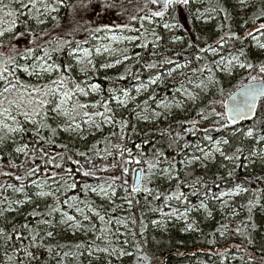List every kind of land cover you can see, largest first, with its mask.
I'll return each mask as SVG.
<instances>
[{"label": "trees", "instance_id": "16d2710c", "mask_svg": "<svg viewBox=\"0 0 264 264\" xmlns=\"http://www.w3.org/2000/svg\"><path fill=\"white\" fill-rule=\"evenodd\" d=\"M69 1L71 0H62V3L65 5ZM123 3L128 5L130 10L133 8V15L136 12V7H139V12L135 15L137 17L154 11V7L153 10L151 9L152 11L149 9L151 5L154 6L150 0H125ZM250 4L249 7L241 8L233 0H202L199 4L190 1L186 6L164 10L167 19L153 17L150 23L139 19L131 20L129 17L128 27L117 30L143 37L145 41H141L142 38L137 39L132 58L122 64L103 68L100 62L95 60V67L88 73V78L99 85V92L86 100L81 99L83 102L92 103L94 108L101 112L104 111L103 104L107 102L112 110L108 115L114 116L117 123L104 125L99 131L81 137L74 136L70 131L64 130L65 125L71 123V120H60V122L46 120L52 128H56V134L53 136L51 131L46 128L41 129L40 134L46 139L52 137L55 141L54 144L47 142L38 144V138L35 137L31 124L24 125L27 130L22 136L15 133L11 139L0 144V171L13 173L11 177L0 175V184L12 183L19 186L20 182L16 181L14 177L22 174V171L13 169L9 165V160L20 164L26 159L23 154L17 155L14 152L16 147L24 143L29 145V149H37L35 163L41 164V171L30 180L39 181L46 174L39 159L43 155L39 148L43 147L50 154L49 158L56 157L55 163L63 165L60 169L48 165L47 174L50 175L55 171L70 183L76 184L75 188L67 190L61 188L55 197L36 198L33 196L32 202L23 205L13 204L12 211H5L4 216L0 217V228H3L6 233L12 234L13 238L8 242H5L4 238H0V264H37L36 261H30L24 252L19 250L22 244L29 246V239H17L13 233V228H16L21 231L22 237H29V232L20 228L23 224H28L34 232L38 231L43 237L42 241L38 240L37 242L42 243L44 247L30 248L39 257L38 264H250V257L255 259L258 264L260 256L264 254V162L252 156L256 145L255 136L247 137L244 133L248 128H253L256 134L264 135V96L258 103L255 115L248 120L239 123L225 120L223 121L225 127H219L215 123L200 128V125H203V120H201L194 129V134L185 131L191 127L189 121L199 119L200 109L213 107L215 100L222 93L224 96L247 71L244 69L243 72L235 71L236 76L231 74L227 77L214 72L215 87L201 96L198 102L190 104L183 112L174 111L170 115H166L165 118L154 121L138 118V113L143 115L155 100L161 99L166 94H171L175 87L205 75L207 56L203 53L205 51L200 47L201 44L208 42L210 46L211 44L217 45L221 38L226 40V33L224 35L226 30L243 35L247 28L257 22H264V16H261V11L264 10V0H253ZM63 5L59 8V12L63 10ZM195 9L205 10L207 14L212 15V18L209 21L197 19L194 15ZM177 12L184 13L185 25L177 22V18H175ZM13 19H16L13 32L24 31L30 34L41 33L54 26L55 22L54 18H49L43 24H37L25 15L19 16L18 19L13 17ZM165 20L170 23L175 22L179 26L171 32L163 27ZM141 23L144 25L143 28H141ZM153 32L160 37L159 40L153 36ZM94 34H97L96 31ZM87 35L85 36L86 40L83 39L82 43L89 45L92 36ZM170 37H179L181 41L179 43L172 42ZM8 39L9 34H6L4 37H0V42H8ZM261 39L264 42V31L261 32ZM228 40L232 42L230 46L238 52L243 48L246 59L250 62L259 64L264 61V54L261 51L254 52L250 43L244 38L231 37ZM59 41L57 37L52 36L46 49H50L52 60L61 66L58 79L68 75L71 79L67 68L70 62L68 53L71 48L61 47L58 52L53 51L56 47L50 48L51 45H56ZM70 42L69 47L71 45L73 47L77 40L72 39ZM33 49V54L27 60L17 57L21 65L30 63L34 60L33 57L44 52L42 47L36 46ZM172 56L174 59L171 60V64L160 63L169 60V57ZM152 62H157L158 66L154 69L146 68L145 65ZM175 63H185L186 66L167 75L166 69ZM202 68L205 70L200 72L199 69ZM16 74L18 77H23L20 70ZM154 75H160L161 78L155 84L150 85L147 91L134 102L126 107L114 102L112 97L120 94L121 90H131L135 85ZM121 76L124 78L119 79ZM69 79H65V83L66 81L73 83ZM245 79L249 80L248 77ZM242 81L239 80L236 84L239 85ZM39 84L44 85L45 83ZM109 89L114 91L110 92ZM74 96L76 97L75 94ZM17 118L23 122L22 116ZM120 121H127L123 132ZM58 125L59 127H57ZM204 129H208L207 135L212 138L220 137L229 140V144L222 145L221 149L226 155H239L240 160L229 162L220 155H216L213 160L204 165L194 164L183 169L181 160L189 155L196 144L203 141ZM177 133L180 134L179 139H176ZM121 137L124 138L121 139ZM145 141L148 142L145 143ZM186 144L188 147H185ZM63 145H67V148L61 147ZM136 145H140V148L137 149ZM237 148L241 149L240 153L236 152ZM122 149L131 150L132 162L125 163L130 157L127 151H124L122 156ZM157 151L162 153L159 157L158 169L155 170V174L150 180L141 179L139 183L141 188L146 186L151 189V194L143 191L132 193L131 175L135 171L134 169L143 170L145 175L147 174V165L143 162L136 164L134 161L140 159L141 153H143L144 160L155 163ZM77 152H84L87 155L81 157L76 155ZM57 153H68L80 163L77 165L67 160L61 161ZM89 159L92 163H87ZM170 164L175 165L171 172V179L159 171V168H167ZM67 168L73 170L71 174L65 173L64 170ZM77 168L80 169L79 172L76 171ZM124 168H128L129 171L125 173ZM85 170L93 171L94 175L85 177L83 175ZM230 171L233 172L231 177L228 176ZM113 177L119 179L113 180ZM124 181H127L126 185ZM48 183L51 184V180ZM98 183L112 184L115 189L112 201L101 199L91 193V186ZM237 184L246 188L247 191L232 196L227 207H220L218 199L211 198L213 195L218 196L221 191L235 188ZM86 185L89 187L86 188ZM26 191L32 195L36 188L32 186ZM174 192H182L186 199H172L166 202L164 197L170 196ZM157 195H159V199L154 198ZM5 196L8 201L24 198L23 194L13 192L11 188L6 191L0 189V200H3ZM257 196L260 198V203L253 207L249 213L248 202L255 201ZM72 197H76V199L73 200ZM65 200L67 203H64ZM128 200H131L132 203L129 204ZM201 200H204L208 205L210 216L203 209L197 210ZM87 203L94 204L101 209L105 216L114 221H120L122 224L121 233H117L113 229L110 230L106 242L102 244L103 248L109 249V253L112 252V249H116V254L102 252L95 258L89 255L90 249L98 246V243L95 240L97 229H92V225L88 222H83L81 227L72 230L65 225L57 224L55 219L57 212L51 216L31 215L34 210L43 214L53 207L73 212L74 206ZM0 208L7 209L8 202L0 204ZM186 208L191 209L188 212L187 220L169 215L173 209H177L179 214ZM233 211L236 215H232ZM249 216H251V220H249ZM42 219L51 220L53 223L51 225L38 224V221ZM153 221L157 223L154 224ZM187 223H192L193 229L185 230ZM222 224L228 225L224 236H221L217 231ZM252 224L256 225L255 229L251 227ZM245 225L248 227L246 228ZM237 228L241 231L236 232ZM47 231H52L53 237H47L45 235ZM249 237L252 240L251 244L248 242ZM49 246L53 248L51 255L47 252ZM121 249L131 255L120 256ZM6 252L13 256L11 261L5 255ZM64 253H68V255L65 256Z\"/></svg>", "mask_w": 264, "mask_h": 264}, {"label": "snow or ice", "instance_id": "6c2138e0", "mask_svg": "<svg viewBox=\"0 0 264 264\" xmlns=\"http://www.w3.org/2000/svg\"><path fill=\"white\" fill-rule=\"evenodd\" d=\"M62 2V0H57V3ZM152 4L158 3V0H150ZM12 3L15 5H18V7L13 8L12 5L10 4H5L3 3V0H0V12H4L5 16L7 17H15L19 18V16L25 15V12L23 10L27 9L28 12H31V9H29V4L32 5L33 8H35V3L36 0H28V3H25L24 0H12ZM190 3V0H163V8L165 10L169 8H174V7H179V6H186ZM240 3L243 5L245 3V0H240ZM81 7H83L86 11L90 10L92 14H94L97 17H102L106 13L109 12V10L113 9L116 7V5L112 2V0H95V3H93V0H82L81 2ZM48 6H45V10L47 11ZM37 13H39V9H36ZM51 11H58L56 7H52ZM221 11H224L221 9ZM164 11H152L151 15H145V16H140L137 17L135 15L130 16L131 20H136L139 19L141 21L148 20L150 23L152 22L153 17H163L164 16ZM261 16H264V10L261 11ZM31 18V16H29ZM0 22H3V17H0ZM40 23H43V21H39ZM16 24V19H10L8 21V27L0 29V37H4L6 34H9V39H8V45L10 49L11 54H6L3 52H0V116L6 117L8 120H11L13 126H10L4 121L0 120V124H2L5 128L8 129V132L10 133H19L21 136L25 133L27 130L25 128V124H31L33 125V130H34V135L35 137L38 138L37 143L39 144L40 142H47L48 144H54L55 141L52 139V137H48L46 139L45 136L40 134L41 129H49L54 136L56 134V128H52L49 123L46 122L45 117L47 116V111L46 108L55 116H70V111L71 112H77V110H83L87 106L84 104L80 103H75L72 105L71 110L65 107V105L68 104V102L71 100L72 96L74 93H82L84 95H87L88 93L85 92L84 88L80 87L79 84L75 85L74 89H67L65 88V77L61 76L57 80H52L50 84H29L23 82L18 76H17V71L20 70L24 73H27L29 76H35L37 79H40L45 73L51 74L54 71L59 72L61 66L56 64L55 62L53 63H48V61L52 60V56L49 53L48 49H44V57H33L35 60L40 61L39 64H32V65H21L17 57L20 59L27 60L29 56H31L34 52V49L31 46H26L22 51L18 48V44L21 38H26L29 33L26 32H13V29ZM179 25L177 24H168L165 23L164 27L165 28H173V27H178ZM118 28H127L128 25H116ZM144 25L141 23V28H143ZM101 30H108L110 31L111 29L107 24H103L102 28H96L95 31L99 32ZM138 31V30H136ZM147 31V30H145ZM255 32H262L264 31V23L260 24L259 28L254 29ZM153 36L157 40L160 39L159 36L155 35V32L152 33ZM143 35V33H141ZM247 36L251 37L252 40L257 42L258 47L261 50H264V43H260L256 36L253 35V32H248L246 33ZM124 40L127 41H134L137 39H140L138 36H125L122 37ZM33 39H35L33 37ZM178 39V38H176ZM223 40V38H221ZM65 44H71L70 41H64ZM78 43V42H77ZM0 46H3V43L0 42ZM143 47L144 45H140ZM191 46V45H190ZM53 51H60V48H55ZM76 49H73L71 52H69V55H73V52H75ZM83 54L85 57L89 55L88 49H82ZM99 49H97V52L99 53ZM105 51H108V49H105ZM46 58V59H45ZM125 60L129 59L128 56L124 57ZM199 59V57H197ZM78 63H82V58H77ZM88 63L91 64L92 61L89 59ZM117 64L121 63V61L117 60ZM160 63H168L171 64L172 61L169 59L164 62ZM218 65H224L223 58H221V61L216 62ZM113 65L107 64L103 65V67H112ZM146 68L148 69H154L156 68L157 62H152V63H147ZM186 65H180L176 64V68L179 69L181 67H185ZM238 67L239 69H246L249 72H257L258 75H251L249 82L247 84H241L239 87L238 92L235 94L238 99L234 100V103L232 104L231 107L228 105H224L226 111L225 112H218L216 108L210 107V108H202L200 109L198 113V120H192L189 121L191 127L185 129L186 132H193L194 134V129L196 126L199 124L201 120H208L210 116H215L217 117L215 123L219 127H225L226 125L223 123V121L228 120L231 123H235L237 119H244V118H249L248 113L253 111V105L256 100L257 96L264 95V61H261L259 64H254L250 62L249 60L246 59V54L241 48L239 50V53L237 55L231 56V58L227 61V64L223 66L221 70H227L231 71L232 69ZM175 69H172L168 72V75H171L172 71ZM205 69H199L200 72H203ZM81 71H86L85 69H81ZM196 71V70H194ZM207 71L211 74L212 69L207 68ZM124 77L121 76L119 79H123ZM161 78L160 75H157L156 77L152 78L150 77L148 82L141 83L137 88L136 92L137 94L140 93L141 89H147L150 85L155 84L157 80ZM137 79H139L137 77ZM208 84H205V82L202 80L197 87H207L209 84L216 83L214 80V77L212 75H209L207 77ZM191 83V81H189ZM92 91H96L99 88V85L97 84H92L91 86ZM110 92H113V89H109ZM122 95L124 99H120L119 96H113V99H116L119 101L120 104H126L127 100L130 99L129 97V92L128 90H121ZM176 92H183L186 96L187 99L193 103L198 98V93L193 94L191 92H188L186 89H184L183 85H181L180 88L176 89ZM222 92V89H221ZM233 95L230 93V96ZM57 97L59 98L57 101ZM145 104H147V101H145ZM5 105H7L5 107ZM184 105V101L181 100H173L171 102H165V101H160L157 104L158 108L164 109L166 112H171L172 108H182ZM104 111L100 112H94V113H88L86 111L83 112L84 117H88V120H85V123H93L95 124V127L97 129H100L102 127V124L108 123V124H115L117 121L115 120L114 116L108 115L109 112L112 110L109 108L107 102L103 104ZM15 113V115L13 114ZM44 114L43 116L41 114ZM163 113L159 111H153V116L154 117H160ZM22 116L23 117V122L20 121L17 117ZM98 116L101 118L100 123H96L94 120H92V117ZM138 118L140 119H147V116L140 115L138 113ZM71 123L67 125V127L64 128L65 131H70V132H76L81 129V125L79 123H76V117L75 116H70ZM120 127L121 131L123 132L124 128L127 126V121H120ZM59 127V125L57 126ZM218 130V129H217ZM205 132V139L212 142L213 138L210 135H207L208 129H204ZM253 129L249 128L244 135L247 137H252L253 136ZM124 137H121L123 139ZM180 138V134H176V139ZM4 137H0V143H3ZM259 140L264 141V135H261L259 137ZM148 141H145L147 143ZM175 142V141H174ZM229 140L227 139H218L213 142V150L210 151H205L203 148H200L199 145H196L197 151L202 153L201 156H196L193 155L191 156L187 162L181 161L180 163L185 164V166L191 165L192 163L196 161H200L202 158L203 160L207 161L209 159H214L215 153H219L221 157L225 161L229 162H235L240 160L239 155H226L225 152L221 149V145H228ZM61 147L67 148V145H63ZM118 147V146H117ZM137 149L140 148V145H136ZM185 147H188L186 144ZM39 151L43 153L42 156L39 157L41 160L44 169H45V176L43 179L37 181L35 179H31V177H34L41 171V164H36L35 160L37 159V149L32 148L29 149V145L27 143L21 144L20 146L16 147L14 149V152L19 155L23 154L26 159L21 162L20 164H16L12 160H9V165L13 169H17L18 171H22V174L20 175H15V180L19 181V186L17 187L15 184L8 183V184H0V189H4L5 191L8 188H11L13 192L15 193H21L23 194V199H17L15 201H8V198L5 196L3 200H0V204H3L5 201L8 202V208L3 209L0 208V217L4 216L5 211H12V205H23L26 203L32 202L33 196L36 198H44V197H55L57 192H60L61 188H64L67 190L68 188H75L76 184L74 182L70 183L68 180H66L64 177L60 176L59 173L53 171L51 172L50 175L47 174V166L48 165H53L55 168L60 169L63 167L62 164L60 163H55L56 157L49 158V153L47 150H45L43 147L39 148ZM124 151L128 152V155L130 159L128 161H125V163L132 162L131 160V150L130 149H122L121 150V155L123 156ZM237 153L241 152V149L237 148L236 149ZM99 153L97 152V155ZM76 155L84 157L87 154L84 152H77ZM111 155V153H109ZM162 155L159 151L156 152V162L153 163L150 160H144L143 159V153H141V158L136 159L134 162L136 164H140L143 162L144 164L147 165V174L141 171V179H148L150 180L151 177L155 174V170L158 169L159 167V157ZM253 156L257 155L255 152L252 153ZM57 156L61 161L67 160L73 164L79 165V160H74L72 155L68 153H57ZM247 159V157H245ZM261 161L264 162V156L261 157ZM87 163H92L91 160L89 159ZM115 166V165H114ZM93 167L95 165L93 164ZM175 165L170 164L169 167L167 168H159V171L162 173H165L168 175V178L171 179V172L174 170ZM66 174H71L72 169L67 168L64 170ZM77 172L80 171L79 168L76 169ZM123 171L127 173L129 171L128 168H124ZM0 175L2 176H13V173L11 172H2L0 171ZM83 175L85 177L94 175L93 171L90 170H85L83 172ZM233 175V172H229L228 176L231 177ZM119 179L118 177H113V180ZM217 179H220V177H217ZM30 180V183L28 181ZM51 180V184H48V181ZM124 184H127V181H124ZM35 186L37 189L32 195H29L26 189ZM45 187H47L49 190L45 191ZM86 188L89 186H85ZM219 187V185H217ZM127 191V189H125ZM91 191L96 192L97 188L92 187ZM99 191L102 195L111 198L112 196L115 195V189L113 188L112 184H108L107 187L100 186ZM139 191H143L145 193L151 194V189L148 187H143L141 188L140 184L137 183L132 187V193H136ZM247 189L242 187L240 184H237L233 190H230L229 192H223L221 191L219 193V196L213 195L211 198L212 199H219L224 196H232V195H239L241 192H246ZM195 194V193H193ZM155 199H159V195L154 197ZM186 199L183 196L182 192H174L170 196H165L164 200L167 202L172 199L176 200H181V199ZM206 198H207V192H206ZM73 200L76 199V197H72ZM127 199V197H125ZM64 203H67V200L64 201ZM128 203L131 204V200H128ZM260 203V198L257 196L255 201L250 200L248 202V211L249 213L252 211V208L255 207L257 204ZM228 202L224 201L222 204V207H227ZM196 207V206H193ZM203 209L205 213H207L209 216L211 215V212L209 211L208 205L205 203L204 200H201L197 210ZM155 210V209H153ZM191 209L186 208L183 213L178 214L177 209H173L172 212L169 215H174L177 216V218H185L187 220L188 217V212ZM59 211L58 208H50V210L47 213H39L36 212L35 210L31 213L33 216H39V215H47L51 216L53 213ZM77 211L80 212L81 209L77 207ZM96 215H99V213H96ZM232 215H236L235 211L232 212ZM85 220H88L89 217L87 215L84 216ZM101 220H104L103 216H100ZM249 220H251V216H249ZM53 222L48 219H42L38 221V224H44V225H51ZM61 224H71L72 227L74 228H79L82 225L76 221L74 216L68 215L67 213H64L62 216V219L59 221ZM117 223H120V221H117ZM153 223H157L156 221H153ZM194 225L192 223H187L186 229L185 230H190L193 229ZM247 228L248 225H245ZM251 227L255 229L256 225L252 224ZM21 230H27L29 232V237H22L21 231L17 230L16 228H13V233H15V236L17 239H29V246H24L23 244L21 245V248L19 250H22L27 258H29L30 261H36L38 264L39 257L30 250V248H36L39 249L41 247H44L42 243H38L37 241H42L43 237L40 236L38 231H33L32 228L29 227L28 224H23L20 226ZM228 230V225L227 224H222L217 231L220 233L221 236H224ZM241 230L239 228L236 229V232H240ZM47 237H53L54 233L52 231H47L45 233ZM0 238H4L5 242L11 241L12 240V234L6 233L3 228H0ZM211 243V241H209ZM248 242L251 244L252 240L249 237ZM127 243V241H125ZM237 247H239L237 245ZM96 251L99 252H105L109 253V249L107 248H97ZM116 249H112V252L109 254H116ZM47 252L49 255L52 254L53 248L52 247H47ZM59 255V253H56ZM7 255V258L9 261L13 259L12 255H8L7 252L5 253ZM64 255H68V253H64ZM91 255V252L89 253ZM120 256L124 255H131V253L125 252L123 249L119 251ZM250 264H257V261L250 257ZM258 264H264V254L260 256Z\"/></svg>", "mask_w": 264, "mask_h": 264}, {"label": "rangeland", "instance_id": "374dc122", "mask_svg": "<svg viewBox=\"0 0 264 264\" xmlns=\"http://www.w3.org/2000/svg\"><path fill=\"white\" fill-rule=\"evenodd\" d=\"M124 1L125 0H122V1L112 0V2L116 5V7L109 10V12L106 13L105 15H103L102 17H97L94 14H92L90 10L86 11L83 7H81L82 0H71L68 3H66L65 5H63L62 2H60V3L54 2V0H36L35 8H33L31 4H29V9H31L30 13L28 12L27 9L23 10L25 12V16L28 19L33 20V22H35L37 24H43L46 21V19H49V18H54L55 22H54V26H52L49 29L43 30L41 33H38V34H32L31 33L30 34L29 32H26V33H29V35L26 38H21L19 41V44H18V48L21 51L26 46H31L32 48L38 46V47H42V48L46 49L48 47V43H49L50 39L52 38V36L57 37L60 41L56 45H51L50 48H55V47L56 48L63 47L65 49L71 48L69 52H71L73 49H76V51L73 52V55L70 56L68 53V55L70 56V62L68 64L67 68H68V71L71 75V79H69V75L66 76L65 79H69L70 81H73V83L66 81L65 88L74 89L75 85L79 84L80 87L84 88L85 92H87L88 94L84 95L82 93H74L76 95V97L73 95L71 100L68 102V104L65 105V107L68 108L69 110H71L72 105L77 103V102L87 106L83 110H77V112H71L70 111V116L76 117V123H79L81 125V129H82V130H78L76 132H70V133L74 134V136L84 137L86 135L93 134V133H95L101 129V128L97 129L95 127V124H93L91 122L90 123L84 122L85 120H88V117L83 116L84 111L91 114V113L97 112L99 110H96L94 108V106L92 105V103H86V102H83V100L81 101V99L86 100L91 95H95L99 92V88L96 91H92L90 86L92 84H97V83L90 81L88 78V73L90 71H92L95 67V63H96L95 60H98L102 67H103V65H107V64H111V65L115 66V65H119V64L124 63L126 61L124 59L125 56H128L129 58H132V56H133V50H135L134 44H135L136 40L127 41V40H124L122 37L134 36V35H131V34L126 33L124 31L117 30L120 28L116 27V25L127 24L128 18L133 15V13H132L133 8L130 10V8H128V5H124V3H123ZM190 1L194 4H199V3H201L202 0H190ZM233 1L236 5H239V6H241V8H244V7H249L251 5L250 2H252L253 0H245V3L243 5L240 3V0H233ZM24 2L28 3V0H24ZM84 2H86V0H84ZM3 3L10 4V5H12L13 8L18 7V5H15L12 3V0H3ZM93 3H95V0H93ZM46 5L48 6L47 11L45 10ZM62 5H63V10H61L60 12L59 11H51L52 7H56L59 10V8ZM153 5L154 6H152V5L150 6V8H149L150 10L151 9L153 10V7L156 6V4H153ZM36 9H39V13H37ZM138 9H139V7H136V12H134L135 13L134 15H137V13L139 12ZM164 10H161L160 8H158V9L154 8V11H164ZM149 14H151V12L145 13L144 16L145 15L150 16ZM194 15L197 19H200L201 21H209L212 18V15L207 14V12L205 10H201V9H195ZM29 16H31V18H29ZM0 17H3V22H0V29L1 28H7L8 27V21L10 19H13V17L5 16L4 12H0ZM163 17L166 19L168 18L167 14H165ZM175 18H177V22L179 24H183V25L186 24L184 13H179V12L175 13ZM39 21H43V23H40ZM145 21L149 22L148 20H145ZM165 23L176 24L175 22L170 23V21H168V20H165L164 24ZM262 23H264V22L263 21L257 22L253 26L247 28L245 30V32L243 33V35L242 34H239V35L236 34V37L244 38L245 41L249 42L250 46L252 47V50L254 52L261 51L264 54V50H261L258 47L257 42L252 40L251 37L246 35V33H248V32H253V35L256 36L257 40L260 43H264L261 39V32H255L254 31V29L259 28L260 24H262ZM103 24H107L111 30L110 31L101 30L99 32L96 31L97 34H94L95 29L96 28H102ZM164 24H163V27H164ZM174 28L175 27L166 28V29H168L169 31L172 32ZM13 31H14V29H13ZM22 32H24V31H22ZM229 32L231 33L232 31L226 30L224 32V35H225V33L227 34ZM88 33H90V34H88ZM87 34L92 36V37H90L91 42L89 45L82 43L83 39L86 40L85 36ZM33 37L35 39H33ZM231 37L232 36L225 37L226 40L219 41L217 43V45L211 44V46H210V43H208V42H205V43L200 45V47L202 49H204L203 51H205L203 53L207 56V58L205 59L207 61V62H205V67H206L205 75L198 76L197 78L190 80L191 83L188 82L187 84H181V85H183L184 89H186L188 92H191L193 94H196V93L199 94L195 103L200 100L201 96L210 92V89L212 87H215L214 83L209 84L207 87H197V85H199L202 80L205 82V84H208L207 77L209 75H212L214 77V72H218L222 76L227 77V76H231V74L236 76V74L234 73L235 71L243 72V69H239L238 67L232 69L231 71L221 70L223 68V66L227 64V61L231 58V56L237 55L239 53L238 50H236V49L232 48V46H230L232 44V42H230L228 39H230ZM140 38H142V39H140L141 41H145L143 37H140ZM176 38H178V39H176ZM72 39H76L78 42L73 47H72V45L69 47L70 44L64 43V41H71ZM170 40L172 42H176V43L178 42L179 43L181 41V38L170 37ZM206 44H209V47L205 48ZM82 49H88L89 55L87 57L84 56ZM97 49L100 50L99 53L97 52ZM105 49H108V51H105ZM48 51L50 53V49H48ZM0 52L6 53V54H11L8 42H4L3 46H0ZM37 57H44V52L41 53L40 55H38ZM77 58H82L83 62L78 63ZM221 58H223L224 65H218L216 63L217 61H221ZM89 59L92 61L91 64L88 63ZM169 59L173 60L174 56L169 57ZM117 60L121 61V63L117 64L116 63ZM53 62H54L53 60L48 61V63H53ZM39 63H40V61L34 59L30 63H27V64L32 65V64H39ZM176 64L186 65L185 63L173 64L168 69H166L165 72L167 75H168V72L172 69H175L174 71H172V73L179 70L175 67ZM82 68L85 69L86 71L82 72L81 71ZM103 68H110V67H103ZM207 68L212 69L211 74L207 71ZM244 70H246V69H244ZM246 71H247V73L242 75L235 82V85L233 87L229 88V90L225 93L224 96L222 93L221 96L215 100L214 105H212V106H214L218 112H225V107H224L225 104L224 103H225L226 97L233 90H235L238 86L249 81V80H246L245 78L248 77L250 79L251 75H258V73L255 71H253V72H249L248 70H246ZM22 73H23V77L21 76L19 78L23 82L29 83V84H39V83H43V82L45 84H50L52 79H54V78L58 79V72H55V71L51 74L45 73L40 79H37L35 76H29L27 73H24V72H22ZM156 76L157 75H154L152 78H154ZM148 80H149V78L146 79L142 83L146 84L148 82ZM239 80H243V81H242V83L237 85L236 83ZM140 84L141 83L135 85L131 90H128L130 99L127 100L126 104H120L119 101L116 99H113L114 102L119 104L122 107H126L128 104L134 102L140 95L144 94L148 89V88L147 89H141L140 93L137 94L136 88ZM181 85L175 87L171 94H166L161 99L155 100L153 105L149 109H147V111L143 114L144 116L148 117L145 120L154 121L157 119H162V118H165L166 115H170L174 111L183 112L190 104H193V102H191L187 99V96L183 92H176V89L180 88ZM115 96H119L120 99H124V97L122 95V91L120 92V94L115 95ZM58 99L59 98L57 97V101H58ZM173 100L184 101L183 107L179 108V109L172 108L170 113L166 112L162 108L157 107V104L160 101L171 102ZM6 106L7 105H5V107ZM46 111L48 114L45 117V120H52L55 122H60V120H70V116H63V115L55 116V114L51 113L47 108H46ZM153 111H159L163 114L160 117H154ZM13 114H15V113H13ZM41 115L43 116L44 114L42 113ZM216 119H217V117L210 116L208 120H206V121L203 120V125H200V128H204L205 125L215 124ZM0 120L4 121V123H6L10 126H13V127L15 126V125H13L11 120H8L4 116H0ZM92 120H94L96 123L101 122V118L98 116L92 117ZM196 120H198V119H196ZM107 124L108 123H104V124H102V126L107 125ZM67 125L68 124H66L65 127H67ZM253 133H254L253 136H255V141H256V145L254 147L253 152H255L257 155H255V156L252 155V156L254 158L261 159V157L264 156V141L259 140V137L263 134H256V132L254 130H253ZM13 136H14V133L8 132V129L5 128L2 124H0V137L5 138L3 142L11 139ZM218 139H223V138H220V137L213 138L212 142L203 138V141L199 142L198 145L200 148H203L205 151L211 152L213 150V142L215 140H218ZM0 144H2V143H0ZM196 145H195V148H193L191 150L189 155H187L181 161H185V163H186L187 160L193 155L202 157V153L197 151ZM216 155H220V154L215 153L214 156H216ZM211 160H213V159H209V160L205 161L202 158L200 161H196V162H194L188 166H185V164L181 163V167L183 169H187L194 164L204 165L206 162H209ZM134 170L136 171L137 168ZM135 171L132 172L131 182H133ZM163 175L165 177H168V175L165 173H163ZM107 185L108 184H104V183H98V184L92 185L91 188L96 187L97 191L93 192V191H91V188H90V191H91V193L95 194L97 197H99L101 199L112 201L113 196L111 198H108V197L102 195L99 191L100 186L107 187ZM233 189H230V190H233ZM44 190L47 191L49 189L47 187H45ZM230 190H227L224 192H229ZM232 196H234V195H232ZM232 196H224V197L219 198L218 199L219 206L222 207V204L224 201H227L229 203V201H231V199H232ZM74 207L75 208H74L73 212H67V211H63V210L59 209V211H57V215L55 217L56 222L58 225L61 224V223H59V221L62 219L63 214L67 213L68 215L74 216L76 221H78L81 225L83 222H88L92 225L91 226L92 229L96 228L97 233L95 234L96 235L95 240L97 241L98 246L91 248L89 251V253L91 252V256H93L95 258V256H98L100 253H102V252L96 251V249L97 248L103 249L102 244L106 242V237L108 235V232L113 229L117 233H121L122 224L117 223V221H114V220L108 218L107 216H105L102 213L101 209L96 207L94 204L87 203V204H84L81 206H74ZM77 207H79L81 209L80 212L77 211ZM96 213H99V215H96ZM181 213H183V212H181ZM85 215H87L89 217L88 220L84 219ZM100 216H103L104 220H101ZM176 218H177V216H176ZM179 219L184 220V218H179ZM62 225H65L67 228H70L72 230L77 229V228L72 227L71 224H62Z\"/></svg>", "mask_w": 264, "mask_h": 264}, {"label": "water", "instance_id": "95a60500", "mask_svg": "<svg viewBox=\"0 0 264 264\" xmlns=\"http://www.w3.org/2000/svg\"><path fill=\"white\" fill-rule=\"evenodd\" d=\"M226 35H227V36L236 37V33H235V32H231V33L229 32V33H227ZM207 47H209V44H206V45H205V48H207ZM248 82H249V81H248ZM248 82H245V83H243V84H247ZM239 87H240V86H238L235 90H233V91L231 92V94H233V95L230 96V94H229V95L226 97V99H225V103H224V104L228 105L229 107L232 106V104L234 103V100H235V99H238V97H236L235 94L238 92ZM263 96H264V95H260V96H257V97H256V100H255L254 105H253V111L248 113V117H249V118L237 119L235 123H239V122H241V121H243V120H248V119L252 118V117L255 115V112H256V108H257V106H258V103H259V101L263 98ZM225 111H226V109H225ZM140 180H141V170H140V169H137V170L135 171V175H134V179H133L132 186H134V185L137 184V183H140Z\"/></svg>", "mask_w": 264, "mask_h": 264}, {"label": "flooded vegetation", "instance_id": "af4514ba", "mask_svg": "<svg viewBox=\"0 0 264 264\" xmlns=\"http://www.w3.org/2000/svg\"><path fill=\"white\" fill-rule=\"evenodd\" d=\"M155 9L160 8L161 10H164L163 8V0H158V3H156Z\"/></svg>", "mask_w": 264, "mask_h": 264}]
</instances>
